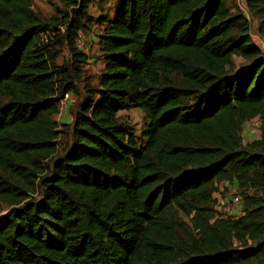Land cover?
Listing matches in <instances>:
<instances>
[{"label": "trees", "instance_id": "obj_1", "mask_svg": "<svg viewBox=\"0 0 264 264\" xmlns=\"http://www.w3.org/2000/svg\"><path fill=\"white\" fill-rule=\"evenodd\" d=\"M56 1L45 18L33 0H0V264H264V50L251 24L264 43V0H245L248 16L230 0ZM93 25L96 86L77 46ZM75 83L84 100L66 140L56 117ZM131 109L140 135L120 120ZM221 185L237 188L236 218L214 209Z\"/></svg>", "mask_w": 264, "mask_h": 264}, {"label": "rangeland", "instance_id": "obj_2", "mask_svg": "<svg viewBox=\"0 0 264 264\" xmlns=\"http://www.w3.org/2000/svg\"><path fill=\"white\" fill-rule=\"evenodd\" d=\"M58 6L59 4L56 0H33L34 10L40 13L45 18L54 16L56 13L55 8ZM244 6L245 0H230V7L232 8V10H238L248 16L249 14L247 12V9L246 11H243V8H245ZM109 8V6H105L101 10V8L91 6L87 13L92 18H97L101 15L107 14L111 16L112 14L109 11ZM251 24L252 33L253 36H255L253 37L254 41L257 42V44H259L261 48L264 47L263 41L260 39L258 40L257 21L252 20ZM100 32V27H98L97 25L91 26V29H89L87 32L80 34L77 45L79 51L87 56V61L81 67V69L83 70V77L86 78L85 82L91 84L92 86L97 85L98 78L105 67L99 47L98 36ZM69 63H71V57L68 49L64 48L61 55L57 59L56 64L62 66L63 64ZM234 64L236 71L240 70L245 65L244 61L239 58L234 59ZM75 86L77 87L79 93L75 94L71 92L69 93L68 97H65L66 100L61 102L60 112L56 117V120L60 124V130L62 131L61 137H64L66 140L68 139L69 134H66L65 132H70L75 114L76 112H78L84 100L83 85L81 83H75ZM80 96L82 97L81 99L79 98ZM119 116L121 122L129 126L136 135H140L142 130H144L146 121L141 111L131 109L129 111L121 112ZM260 126L261 122L258 118L244 125L242 136L245 138V142L260 137ZM236 189L237 188L234 185H221L219 191L213 197L214 209L219 215L223 216L224 218H236L241 214L240 206H236L233 203V197H235V195L237 194ZM5 212L6 209L1 212V215L5 214Z\"/></svg>", "mask_w": 264, "mask_h": 264}, {"label": "built area", "instance_id": "obj_3", "mask_svg": "<svg viewBox=\"0 0 264 264\" xmlns=\"http://www.w3.org/2000/svg\"><path fill=\"white\" fill-rule=\"evenodd\" d=\"M245 8H243V11H246V6H244ZM262 49L264 50V47H262ZM69 95H66L65 97H68ZM64 100H66L65 98H64ZM63 100V101H64ZM233 203H234V205H236V206H240V204H241V199H240V196H238V195H235V197H233Z\"/></svg>", "mask_w": 264, "mask_h": 264}, {"label": "crops", "instance_id": "obj_4", "mask_svg": "<svg viewBox=\"0 0 264 264\" xmlns=\"http://www.w3.org/2000/svg\"><path fill=\"white\" fill-rule=\"evenodd\" d=\"M255 37V36H254ZM259 40V39H258ZM245 139V138H244ZM250 141H252V140H250Z\"/></svg>", "mask_w": 264, "mask_h": 264}]
</instances>
